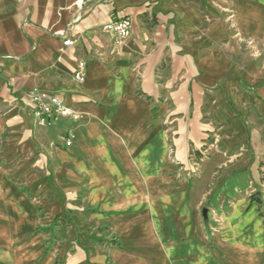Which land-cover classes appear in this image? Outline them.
I'll return each mask as SVG.
<instances>
[{"label":"crops","instance_id":"obj_1","mask_svg":"<svg viewBox=\"0 0 264 264\" xmlns=\"http://www.w3.org/2000/svg\"><path fill=\"white\" fill-rule=\"evenodd\" d=\"M40 203L102 232L66 264H264V0H0V264L55 263Z\"/></svg>","mask_w":264,"mask_h":264},{"label":"built area","instance_id":"obj_2","mask_svg":"<svg viewBox=\"0 0 264 264\" xmlns=\"http://www.w3.org/2000/svg\"><path fill=\"white\" fill-rule=\"evenodd\" d=\"M103 31L113 38L114 50H118L124 41L130 36L132 24L129 19H121L109 22L102 27ZM72 43L69 39L63 41L64 46H70ZM85 63H79L75 78L79 83H84L86 78ZM25 98L32 102L35 107L34 114L38 118V123L41 125L50 126L60 118L71 119L76 121V116L73 110L65 107L62 101L51 95L39 94L30 92L25 95ZM66 147L71 145V136L68 134L65 140Z\"/></svg>","mask_w":264,"mask_h":264},{"label":"rangeland","instance_id":"obj_3","mask_svg":"<svg viewBox=\"0 0 264 264\" xmlns=\"http://www.w3.org/2000/svg\"><path fill=\"white\" fill-rule=\"evenodd\" d=\"M176 203L177 200L169 199L167 205L174 206ZM45 207V203H40L41 224L43 225L40 226L39 233L41 236L45 237V243L48 245L46 248V254L50 253L52 254V257H55L54 264H66L67 256L74 253L78 247L81 250H84L85 248L89 249L88 251L91 253L97 250V253H100L102 256H108V253L105 250H102V245H95V238H99L98 234L102 232L94 230L92 232L93 238L87 240L84 236L85 234H81L80 231H76V235H74L75 232L69 230L70 225H73V221L68 219L65 220V217L64 219L59 218L55 220L53 224H51V222L45 223L44 216L42 215ZM88 231L90 232L91 230ZM79 234L81 235V239L77 240L78 237L76 238V236ZM109 238L110 237L104 238V240L110 247V244L115 242H109Z\"/></svg>","mask_w":264,"mask_h":264},{"label":"water","instance_id":"obj_4","mask_svg":"<svg viewBox=\"0 0 264 264\" xmlns=\"http://www.w3.org/2000/svg\"><path fill=\"white\" fill-rule=\"evenodd\" d=\"M202 214L204 217L206 216V210L205 209L202 211Z\"/></svg>","mask_w":264,"mask_h":264}]
</instances>
